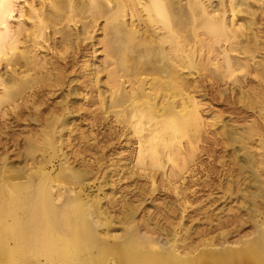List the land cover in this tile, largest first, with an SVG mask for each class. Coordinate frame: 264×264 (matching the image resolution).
Returning <instances> with one entry per match:
<instances>
[{
  "label": "bare ground",
  "instance_id": "6f19581e",
  "mask_svg": "<svg viewBox=\"0 0 264 264\" xmlns=\"http://www.w3.org/2000/svg\"><path fill=\"white\" fill-rule=\"evenodd\" d=\"M209 82L217 86L215 93ZM209 96L259 113L260 124L253 120L236 129L227 121L217 135L235 146L259 140L264 151V0H3L0 146L23 144L26 160L42 153L31 173L15 172L7 163L10 151L0 153V209L9 218L0 222V264H264L263 215L253 222L256 239L243 241L241 249L238 243L229 246V231L208 238L205 233L207 239L196 242L183 222L192 209L186 182L200 175L199 151L208 150L211 121L219 124L203 110ZM50 99L59 102L41 119ZM78 101L83 103L75 108ZM87 109L106 131L119 129L117 139H125L129 152L116 153L104 173L112 193L101 187L100 198L91 201L83 191L92 172L75 169L64 151L75 125L70 119ZM29 117L36 133L21 142L8 140L14 127L25 130ZM55 159L61 161L57 175L49 171ZM261 160L259 167L264 152ZM112 175L120 182L123 176L146 181L134 183L144 195L141 202L134 205L125 196V206L113 214L119 193L112 196ZM160 187L173 192L171 206L179 213L177 224L167 228L148 219L153 230L165 233L167 247L150 231L142 233L135 219L136 208ZM115 225L124 236L112 243L115 234L106 232L110 242L100 229Z\"/></svg>",
  "mask_w": 264,
  "mask_h": 264
},
{
  "label": "rangeland",
  "instance_id": "374dc122",
  "mask_svg": "<svg viewBox=\"0 0 264 264\" xmlns=\"http://www.w3.org/2000/svg\"><path fill=\"white\" fill-rule=\"evenodd\" d=\"M97 59H101V57H97ZM211 84L213 85V83L209 82V86ZM212 85L208 89H210V92L215 93L217 86L214 87V85L213 86ZM57 101H58L57 99H50L44 102L43 104L44 106H42L41 108V111H42L41 112L42 114L40 116L41 119L43 117L47 118L49 112L57 106ZM223 101L220 102L219 97H216V96H209L205 100H202V102L205 103V107L203 108V110H205L207 114H212L213 116L215 115L217 117V121L219 124L216 127L214 126V122L211 121L208 127V131H207L208 133L206 135V138L210 141V143L209 141H206L207 143H205L206 144L205 148L206 150L207 149L208 150L207 152L199 151V154H198L199 158L197 159V164H198L197 168L199 171L197 170L196 174L198 176V174L200 173V175L198 177L195 176L196 178L194 177L192 179L189 178L186 182L187 186L191 188L190 191H192V192L189 191L188 193L189 194L188 198L190 199V200L188 199V201L190 204V208L192 209L187 211V214L184 219L185 221L183 222H185V226L188 228L189 232L191 229V232L188 234H190L189 235L191 236L190 238H193V240L196 242L197 240L199 241L205 240V238L206 237L208 238V236L210 237V235L214 237L213 235H216L215 233L217 232L220 233L221 231V233L223 232L226 235V233L229 231L230 235H228L229 232L226 235L228 236V238L226 239H228L227 241L229 243V246L235 247V244L238 243L237 246L240 245V247H237V248L241 249L244 243H247L248 241H253L254 238L256 239L257 225L256 223H253V222L255 220H258V217L261 215H263L264 217V204H263L264 198H262V194L264 193V170L263 171L261 170V168L264 169V164H262L264 162H261L262 161L261 153H263L264 151L262 150V152H259L260 150L259 148H261L259 147V142H260L259 140H258L259 142L257 140L253 142H251L250 140L245 141L247 142L245 143L246 146L245 145L235 146V145H232L231 143L227 144L226 143L227 140L225 137L223 138L217 135L218 134L217 130L227 121L229 125L231 124L229 126L231 128L235 127L237 129L242 126V127H245L244 129H246L249 123L253 124L252 123L254 122L253 120H255L256 123L259 122L260 124V121L258 120L260 116L258 118L259 113L254 114V112L252 113L251 111L245 110L244 108H242V106L238 105V103L231 102L232 100L230 101V103L229 102L227 103V101L226 102L225 101L223 102ZM82 103H83L82 101H78L76 103L75 108L77 107L80 108ZM204 103H202L203 106H204ZM231 103H233L234 105ZM87 110L86 112L84 110H79L78 112L80 113H76L75 117H73V119H70V122H74L75 125L74 127H72V130H73L72 134H68L66 136L68 140H67V144H65L66 147L64 151L71 154L70 155L71 156L70 157L71 166H74L75 169L81 168V169H85V170L92 172L91 175L88 177L89 179L86 181V186L84 187V191H83L84 197L87 200L91 201V200L100 198L98 196H101V192H99L101 187L104 191L112 193L109 191V187L105 186L104 173L107 170V167L111 165V162L115 159L116 153L123 152L124 157H127L129 155V152L125 150V139L124 140L121 139L123 142L120 139H117L118 137L116 135H118L117 133H119V129L116 127H113L116 132L114 130L112 132L110 130L106 131V129H103L102 126L100 127L99 123L93 122V119H92L93 116L91 114H87V113H90L91 111L90 109H87ZM27 120L28 121H26L25 124L22 123L23 127H26L25 130L24 128L14 127L11 131H9L10 134L7 139L8 140L9 139L10 140L19 139V141L21 142L23 141V137H26V136L29 137L30 135L35 134L36 131L38 130V128L36 127V124H34V122L31 121L32 120L31 117L27 118ZM112 123L115 124L114 122ZM22 129L25 131V135L24 134L20 135L21 134L20 131ZM90 132H92V134L94 133L93 134L94 138L91 140H89L90 138L85 137ZM263 137H264V128H263ZM96 139H97V142H96ZM116 139L120 141L117 142ZM1 140L4 143L6 141V138L3 137L1 138ZM211 140L212 141L215 140V143L214 141L212 143ZM263 141H264V138H263ZM224 143H226L227 146ZM229 144L232 146H230ZM22 145L23 144H20L18 148L17 147L15 148V146H12V144L11 145L9 144L7 147H3V145H1L0 153L1 152L4 153V150L5 152L7 151L8 153L10 151L9 158H11L10 159L11 161L8 160L7 163L9 166H12V169L15 170V172L17 171V169L21 170L22 168H23V171L25 170L29 172L31 169L33 172L35 170L34 167L37 168L36 163L38 161L36 162V157L38 158L41 155L38 153L39 152L42 153V151L38 152L36 150L37 154L32 155V158L31 156H29L28 157L29 159L27 158L26 160L25 157L23 156V151L25 150ZM244 146L246 148H241ZM251 153L253 154V156H250ZM258 154L260 155V158ZM252 157L254 159H252ZM259 159L261 160L260 161L261 168L258 166L259 162L257 163ZM252 160H254L253 163H256L257 165L256 164L249 165L248 161L249 163H251ZM54 161L55 163L53 162L52 163L53 165L52 164L49 165L50 167L49 171H52L53 173H55L54 175H57L60 170L59 168H60L61 161L59 159L58 160L55 159ZM26 166L28 170H26ZM243 166L247 168L244 170ZM255 171L257 172V174L254 176ZM29 173H31V171ZM113 175L111 177V183L113 185L112 186L113 187L112 196H114V194L116 193H119V194L116 196L118 202L113 203L111 205L110 211H112L113 214H119L121 212L122 207L125 206L126 199H128V201L134 205L139 204V202H141V198L144 195L143 196L140 195L142 194L140 193L142 192V190L141 191L138 190L139 188L138 185H136L135 187L134 183L143 185L146 183V181L145 182L144 180L141 181L142 179L140 178H137V179L133 178V180L131 181L130 178H125L126 176L122 175L123 177L121 178V182H120ZM60 177L62 178L64 176L61 175ZM229 177L230 179H228ZM225 178L228 180H231L229 193L228 192L226 193L225 191L227 182H228V180H226ZM65 179H66V176H65ZM35 181H37L38 183L37 179ZM65 182H66V184L64 183L65 186L66 185L68 186L69 182L68 183L67 181ZM37 183L34 182V185H36ZM131 183L133 184L134 187L132 186ZM145 187L143 190L147 191ZM134 188H137V189H134ZM167 188L161 189L160 187L161 191L158 189L159 190L157 191L158 194L155 193L153 195H148L149 201L142 203L141 206L136 208L137 215L135 217L137 224H139L140 230L143 231L142 233H144L146 230L147 232L150 231L151 234L153 235V238H157V239L159 238L158 239L159 242L165 247H167V244L165 245V238H166L165 233L159 230L158 228L157 229L155 228L153 230L152 229L153 225L151 224L152 223L151 221L153 220L154 222H159L161 225H163V227L165 226L166 228L169 226L166 224L169 223L170 225L171 224L176 225L178 222L177 219L179 217V213L176 212L177 210L175 209L174 206H171V203L175 201L174 194H172L173 192H171V190H167ZM147 192H148L147 194H149V190ZM125 196H126V199H125ZM150 196L152 198H150ZM7 199L8 197L5 196V198L3 199L4 202H6ZM150 199L153 200L152 201L153 203H150L151 201ZM1 209H0V222H6V221L8 222L9 218H8L7 212L3 210L4 208L2 210ZM173 209H175L176 211ZM148 219L151 221H148ZM231 221L233 222V224L232 223L229 224V222ZM149 222H150V227H149ZM223 223L225 224L226 227H224V229L222 228L219 229L221 227L220 225H222ZM234 225L236 226V228L234 227ZM115 226L113 227V229L112 228L107 229L106 227L101 228L102 230L100 229L102 237H105L106 239L109 238L108 239L109 241H110L111 236L108 235V233L106 232L110 231L111 235L115 234L116 237L114 236L111 237L112 243H113V238L124 236V233H122L123 231L121 230L123 229V227H121V225L120 227L119 226L115 227ZM178 227L179 226H177L176 228L177 232H179L181 236L186 235L185 237H187V233L185 231L183 233L182 231L184 230V228L182 227L178 231ZM215 228L217 230H215ZM210 229H214L215 232ZM209 231H211V233ZM105 233L108 236L107 235L105 236ZM205 233L209 235L206 236ZM202 237H204V239ZM1 239H2V236L0 235V241L3 240ZM117 239L119 241V238ZM243 241L244 243H242Z\"/></svg>",
  "mask_w": 264,
  "mask_h": 264
},
{
  "label": "snow or ice",
  "instance_id": "6c2138e0",
  "mask_svg": "<svg viewBox=\"0 0 264 264\" xmlns=\"http://www.w3.org/2000/svg\"><path fill=\"white\" fill-rule=\"evenodd\" d=\"M2 4H3V0H0V6H2Z\"/></svg>",
  "mask_w": 264,
  "mask_h": 264
}]
</instances>
